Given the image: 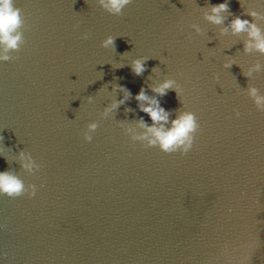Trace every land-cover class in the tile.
<instances>
[{"label": "water", "instance_id": "95a60500", "mask_svg": "<svg viewBox=\"0 0 264 264\" xmlns=\"http://www.w3.org/2000/svg\"><path fill=\"white\" fill-rule=\"evenodd\" d=\"M219 2L130 0L113 14L99 0H15L23 43L0 62V170L36 192L0 195V264H264V102L249 94L264 97V52L230 27L239 16L264 37V0H224L215 24ZM164 80L175 87L159 96ZM120 86L130 95L104 114ZM141 87L169 120L194 113L188 152L133 139L139 118L152 124Z\"/></svg>", "mask_w": 264, "mask_h": 264}, {"label": "clouds", "instance_id": "9594fccd", "mask_svg": "<svg viewBox=\"0 0 264 264\" xmlns=\"http://www.w3.org/2000/svg\"><path fill=\"white\" fill-rule=\"evenodd\" d=\"M130 2V0H99L100 5L113 14L121 13L122 9ZM228 5L224 0L211 5L209 12L206 13V19L212 23L220 24L224 17L222 13L227 9ZM249 15L256 16V12H250ZM24 26V19L20 8L15 6V0H0V62L8 61L12 57L9 56V50H17L23 43L22 27ZM230 27L233 33L246 31L248 36L252 39L245 42V50L249 48H256L260 52H264V37L261 36L259 28L247 19H241L239 16L233 17L230 21ZM223 31V29L221 30ZM86 38V33L82 34ZM113 43V37L108 36L104 41V46H110ZM230 63V62H229ZM227 66V65H226ZM131 70L134 74L139 75L144 70L143 58L133 60ZM248 73H245L247 75ZM175 87L172 80H164L158 86L154 87L157 95L163 96L166 90ZM123 96L119 101H114L112 104L104 109V114L111 112L115 107L123 103L130 95L129 91L120 86ZM179 91L178 88L176 89ZM249 94L255 97V103L260 108L264 97L256 95V89L250 88ZM138 102V108L141 112L148 115L152 124H145L143 117L139 118L138 125L145 129L139 135L133 134V139L144 140L145 146H155L160 151L165 153H177L181 155L188 152L193 144L194 133L198 128L197 119L191 111H181L175 118L169 120V112L160 106L159 101L155 97L146 95L143 87L134 95ZM234 115L239 116V112L234 110ZM168 124V127H165ZM97 128L96 122L87 124V131L83 133V139L90 141V135ZM131 131V129H128ZM22 161L21 166L33 172L39 168V165L34 162L31 156L27 153H19ZM26 161V162H25ZM36 192L34 184H25L24 180L16 173L7 169L0 170V195L8 197H17L24 194L31 197Z\"/></svg>", "mask_w": 264, "mask_h": 264}]
</instances>
